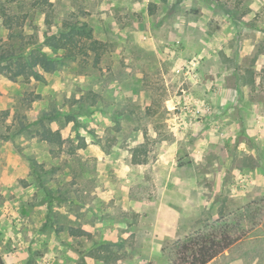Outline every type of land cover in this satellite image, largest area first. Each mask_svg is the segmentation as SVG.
Masks as SVG:
<instances>
[{"label":"rangeland","instance_id":"1","mask_svg":"<svg viewBox=\"0 0 264 264\" xmlns=\"http://www.w3.org/2000/svg\"><path fill=\"white\" fill-rule=\"evenodd\" d=\"M47 1L50 26L35 0L0 11L27 17V41L86 22L108 51L44 82L0 75L3 264H105L92 257L105 243L121 256L110 264L178 261L174 243L164 257L144 246L168 187L192 189L186 237L230 226L242 238L213 264H264V0ZM9 36L0 13V46ZM45 115L63 147L42 139ZM172 172L187 184H162Z\"/></svg>","mask_w":264,"mask_h":264},{"label":"trees","instance_id":"2","mask_svg":"<svg viewBox=\"0 0 264 264\" xmlns=\"http://www.w3.org/2000/svg\"><path fill=\"white\" fill-rule=\"evenodd\" d=\"M48 6L49 8H47ZM33 8L41 10L46 15V24L50 26L52 4L47 0H35ZM3 26L9 31L10 36L5 43L0 46V75L6 76L12 81L20 79L31 82H44V74H53L60 70L64 60H77L82 58L89 62L94 61V65L100 64L105 53L107 44L97 40L94 29L86 22L66 19L59 27L58 32L43 35V41H34L23 32H17L23 28L26 16L9 14L8 9L3 7L0 11ZM29 15V14H26ZM55 118L53 115H45L39 121L41 137L51 145L63 147L64 141L60 131H54L49 125V121ZM38 125V124H37ZM147 155L144 149H136L133 153L132 163L134 165H146L148 159H141V155ZM72 235L76 237L90 236L89 233L81 229H72ZM198 235V236H197ZM190 235L184 240H179L173 244L172 251L178 257V261L172 257L171 264H210L212 261L223 255L234 247L242 238L237 237L230 226L211 233ZM114 244L105 243L96 248L92 254L97 260L110 264L112 260L117 262L121 256L114 249ZM0 264L3 261L0 259Z\"/></svg>","mask_w":264,"mask_h":264},{"label":"crops","instance_id":"3","mask_svg":"<svg viewBox=\"0 0 264 264\" xmlns=\"http://www.w3.org/2000/svg\"><path fill=\"white\" fill-rule=\"evenodd\" d=\"M162 161L163 159H159L158 163L161 164ZM161 183L168 185L179 184L180 186L187 184L186 181H178L177 178L173 176V172L171 176L165 175L162 177ZM191 193L192 189L188 191L185 187L179 188L178 191L168 187L160 193L159 201L153 204V220L149 229L150 238L144 246L150 249L154 255L164 257L166 245L173 244L185 238L188 234V227H185L183 222L184 218H189L191 214L194 213V209L190 205ZM129 205L130 208L137 213L145 209L144 203L133 201L130 202ZM227 252L228 251L225 253ZM225 253L223 255H225ZM223 255L210 264L217 262ZM165 264H168V262H165Z\"/></svg>","mask_w":264,"mask_h":264}]
</instances>
